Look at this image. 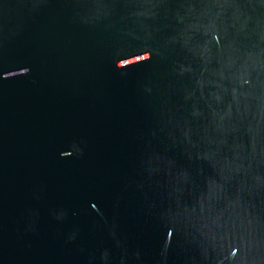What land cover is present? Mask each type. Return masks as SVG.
Masks as SVG:
<instances>
[{
  "label": "water",
  "instance_id": "1",
  "mask_svg": "<svg viewBox=\"0 0 264 264\" xmlns=\"http://www.w3.org/2000/svg\"><path fill=\"white\" fill-rule=\"evenodd\" d=\"M0 264H264V0H0Z\"/></svg>",
  "mask_w": 264,
  "mask_h": 264
}]
</instances>
